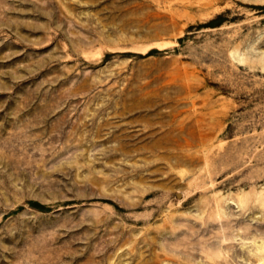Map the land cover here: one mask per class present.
<instances>
[{
	"label": "rangeland",
	"instance_id": "obj_1",
	"mask_svg": "<svg viewBox=\"0 0 264 264\" xmlns=\"http://www.w3.org/2000/svg\"><path fill=\"white\" fill-rule=\"evenodd\" d=\"M0 264H264V0H0Z\"/></svg>",
	"mask_w": 264,
	"mask_h": 264
}]
</instances>
